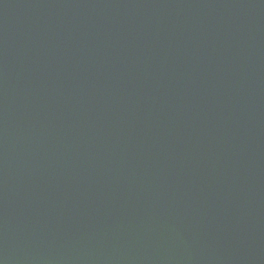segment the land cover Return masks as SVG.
Wrapping results in <instances>:
<instances>
[{
    "label": "water",
    "instance_id": "water-1",
    "mask_svg": "<svg viewBox=\"0 0 264 264\" xmlns=\"http://www.w3.org/2000/svg\"><path fill=\"white\" fill-rule=\"evenodd\" d=\"M0 264H264V0H0Z\"/></svg>",
    "mask_w": 264,
    "mask_h": 264
}]
</instances>
